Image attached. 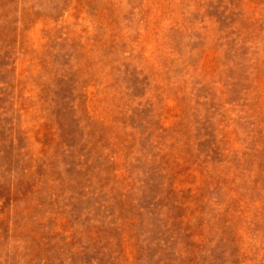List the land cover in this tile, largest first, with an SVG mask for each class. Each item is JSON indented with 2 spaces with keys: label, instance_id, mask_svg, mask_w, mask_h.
<instances>
[{
  "label": "rangeland",
  "instance_id": "1",
  "mask_svg": "<svg viewBox=\"0 0 264 264\" xmlns=\"http://www.w3.org/2000/svg\"><path fill=\"white\" fill-rule=\"evenodd\" d=\"M0 264H264V0H0Z\"/></svg>",
  "mask_w": 264,
  "mask_h": 264
}]
</instances>
